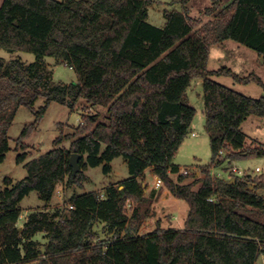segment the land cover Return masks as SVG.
Wrapping results in <instances>:
<instances>
[{"label":"trees","instance_id":"16d2710c","mask_svg":"<svg viewBox=\"0 0 264 264\" xmlns=\"http://www.w3.org/2000/svg\"><path fill=\"white\" fill-rule=\"evenodd\" d=\"M188 1L181 0V10L164 9L166 22L157 27L147 21L152 0H0V47L35 56L29 63L0 57V163L10 149L7 132L19 106L32 108L44 98L33 122L16 139V150L26 148L24 139L51 102L73 110L83 99L107 112L105 121L98 120V113H82L72 133L58 135L53 148L24 163L25 177L3 179L0 264H256L264 257V222L223 201L264 214V173L234 177V182L210 173L211 165L223 160L264 156V144L246 145L241 129L249 115L264 116V95L246 96L210 75L253 81L263 90L264 82L227 66L207 68L210 46L226 39L264 57V0H210L206 22L188 14ZM46 56L72 68L76 81L54 82ZM198 76L211 163L202 168V177L181 183L187 175L179 174L178 181L170 177L179 172L172 158L195 114L186 90ZM66 139L69 148L60 146ZM72 153L82 155L76 174L69 163ZM119 156L129 176L108 184L103 196L98 191L73 193L67 201L72 207L65 212L32 211L18 229L19 203L31 191L49 202L57 183L81 185L89 166L101 165L108 173ZM25 157L19 153L16 162ZM147 168L188 204L182 228H163L157 221L153 230L138 232L149 212L150 199L141 185ZM129 200L134 206L128 215ZM95 221L106 223L115 237L92 243ZM39 232L47 237L44 249L33 239Z\"/></svg>","mask_w":264,"mask_h":264},{"label":"rangeland","instance_id":"374dc122","mask_svg":"<svg viewBox=\"0 0 264 264\" xmlns=\"http://www.w3.org/2000/svg\"><path fill=\"white\" fill-rule=\"evenodd\" d=\"M223 2L226 3L225 0ZM210 4V0H189L187 3L188 14L195 18H200L202 22H206L211 19V16L204 14V10ZM164 9L181 10L182 2L181 0H152V3L148 6L147 21L157 27H161L164 23ZM0 57L4 58L5 61L12 58H20L26 63L35 60V56L31 52L21 50L8 52L1 47ZM44 62L48 70L51 71L54 82L68 83L76 81V74L69 66L56 62L51 56H46ZM222 66L229 67L240 76L254 73L264 82V58L260 57L255 50L232 39H226L210 46L207 68L209 70H216ZM210 78L249 97L264 95L262 87L253 81L243 84L235 81L231 76L222 74L210 75ZM186 94L189 104L195 109V114L187 135L172 158V163L177 164L181 168L186 167L190 171L181 183L192 182L197 177H202V168L211 163L209 139L205 130L203 80L201 77L192 78ZM43 104L44 98L39 97L32 108L19 106L16 109L7 132L10 149L6 152L4 160L0 163V190L4 187L3 179L5 177L11 178L13 182L25 177L26 169L24 163L53 148L55 137L60 134L72 133L80 123L82 113H98V120H106L107 112L105 108L98 105L92 106L83 99L79 100L73 110L58 102H51L47 106L41 120L36 124L35 129L24 139L26 148L16 150V139L23 127L33 122L35 118L34 112ZM241 129L246 134V145H251L252 141L264 144V116L249 115L243 120ZM70 142L71 140L66 139L60 146L69 148ZM19 153H25L24 162H16V156ZM110 165L111 170L108 173L103 172L101 165L95 167L89 166L84 171L87 179L81 185L67 186L65 185V180L57 183L53 197L49 202H44L35 191H31L19 203L21 214L17 225L23 224L24 218L31 211L40 210L50 214L56 211L65 212L70 208L67 201L73 193L80 194L87 191H98L103 196L104 188L108 184H117L129 176L127 164L121 156L114 158L110 162ZM230 165L245 170L246 173L253 177L259 174L254 172V168L256 166H264V156H253L230 163L227 160H223L218 166L212 164L211 167L214 166L213 171L220 172L226 177V170ZM150 172L147 170L141 179L144 194L150 199V203L148 215L141 220L138 232L145 233L154 229L157 221L163 228H182L188 211V204L184 200L174 197L169 191L164 194L163 191L167 188L162 184L155 186L157 178H154ZM179 174L180 172L171 174V177L175 181H178ZM198 186L199 184H196L193 188L196 189ZM223 201L236 211L264 222V214L260 210L245 205L235 207L230 200ZM133 206L134 204L131 200L127 201L126 212L128 215L131 213ZM114 237L115 233L112 229L108 228L106 223L103 221H95L93 223L89 236V240L92 243L99 241L108 242ZM33 239L39 243L40 249H44L47 241L44 232L36 233ZM27 264H36V262ZM256 264H263V256L257 259Z\"/></svg>","mask_w":264,"mask_h":264},{"label":"built area","instance_id":"2783aa9c","mask_svg":"<svg viewBox=\"0 0 264 264\" xmlns=\"http://www.w3.org/2000/svg\"><path fill=\"white\" fill-rule=\"evenodd\" d=\"M223 154H224L223 151L219 152L220 156H223ZM213 168H214V166H212L210 168V173L213 176H215L217 178H221V179H229V178H232V177H243V176L248 174V173H246L245 170H242V169H240V168H238L236 166L230 165V166H228V169L226 170L227 176L224 177L220 172L213 171L214 170ZM179 170H180L179 171L180 174H182V175H187V174L190 173L189 169L186 168V167L185 168H180ZM254 172H257L259 174H263L264 173V166L263 167L256 166L254 168ZM161 184H162V181L157 177V182L155 183V186H160ZM208 200L209 201H214V198L213 197H209ZM70 207H72V206L70 205ZM263 264H264V257H263Z\"/></svg>","mask_w":264,"mask_h":264},{"label":"water","instance_id":"95a60500","mask_svg":"<svg viewBox=\"0 0 264 264\" xmlns=\"http://www.w3.org/2000/svg\"><path fill=\"white\" fill-rule=\"evenodd\" d=\"M81 157H82V155L79 154V153H72L70 155L69 163H70V165L72 167V173L73 174H76L78 171L81 170L80 169V165H79V160H80ZM234 181H235L234 177L230 178V182H234ZM18 229L21 230L22 227H18Z\"/></svg>","mask_w":264,"mask_h":264},{"label":"crops","instance_id":"0c3cea01","mask_svg":"<svg viewBox=\"0 0 264 264\" xmlns=\"http://www.w3.org/2000/svg\"><path fill=\"white\" fill-rule=\"evenodd\" d=\"M191 17H193V16H191ZM148 19V18H147ZM165 22H166V19L164 18V23H163V25L161 26V27H163L164 26V24H165ZM260 57H262V58H264L263 56H261L260 55ZM175 165H177V164H175ZM178 166V165H177ZM179 167V166H178ZM179 168H181V167H179ZM152 171V169L151 168H147L146 170H145V172L144 173H146V171ZM152 175H153V177L155 178H157V176L156 175H154L152 172H150ZM171 174H175V173H170V177H171ZM196 174H197V172H196ZM172 179H173V177H171ZM174 180V179H173ZM175 181V180H174ZM121 188V187H120ZM169 190L168 189H165L164 191H163V193L165 194V192H168ZM32 212V211H31ZM29 214V213H28ZM27 217V216H26ZM26 217L24 218L25 220H26ZM185 217V216H184ZM24 220V221H25ZM18 226H20V227H22L23 226V224H21V225H18ZM153 230V229H152ZM148 232V231H147Z\"/></svg>","mask_w":264,"mask_h":264}]
</instances>
